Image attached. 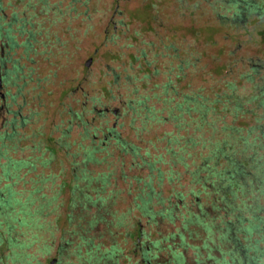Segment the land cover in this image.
Masks as SVG:
<instances>
[{"label":"rangeland","instance_id":"374dc122","mask_svg":"<svg viewBox=\"0 0 264 264\" xmlns=\"http://www.w3.org/2000/svg\"><path fill=\"white\" fill-rule=\"evenodd\" d=\"M229 1L0 0V150H8L0 196L7 200L8 182L19 193L18 203L0 207V264H142L140 230L168 238L186 210L214 232L185 223L184 237L165 241L183 244L184 264H249L238 246L254 240L264 258V228L245 240L233 225L238 217L245 227L256 216L264 222V184L255 179L264 176V13L233 20ZM92 143L99 160L83 164ZM221 146L253 165L246 205L238 194L226 207L213 177L198 197L190 193ZM11 159L22 164L7 177ZM84 169L112 175L99 195L101 183L83 181ZM171 171L179 176L172 181ZM150 181L156 213L179 203L174 223L163 215L151 225L138 210ZM77 185L84 191L73 193ZM84 193L97 203L78 204ZM99 214L104 220L92 227ZM161 257L174 263L168 249Z\"/></svg>","mask_w":264,"mask_h":264},{"label":"trees","instance_id":"16d2710c","mask_svg":"<svg viewBox=\"0 0 264 264\" xmlns=\"http://www.w3.org/2000/svg\"><path fill=\"white\" fill-rule=\"evenodd\" d=\"M229 4L231 6V11H232V19L233 20H244V18L248 15V14H252V13H258L259 11H262L264 13V4H260L258 3L256 0H230ZM223 18H226L225 16H222ZM7 35L6 38H8L9 42H11V46H13V44H15L13 42V36L11 34V30L7 31ZM16 72L20 71V66L17 64L14 66ZM12 72V71H11ZM7 78V77H6ZM192 101L190 100L189 103H191ZM199 104V103H198ZM202 106V108H206V105L204 103L199 104ZM239 110V108H237ZM205 112V111H204ZM204 115V113H203ZM80 116V115H77ZM81 118V117H78ZM114 130L112 129L109 132H113ZM15 134V132H12L11 136H13ZM264 135V132H263ZM115 139L117 145L122 148L125 149L127 144H125L120 137L118 136H111L108 138H113ZM107 138V139H108ZM106 139V140H107ZM2 140H4V138H2ZM105 140V142H106ZM109 140V139H108ZM94 143V142H93ZM90 145L89 147H85L84 149V154H83V164H87L89 161H98V153H100L101 148L99 147L100 145H96L93 144ZM222 145V144H221ZM3 146H4V142H3ZM84 148V147H83ZM82 148V149H83ZM184 149H179V151H182ZM137 154V153H136ZM257 154V152L255 153ZM210 157V161H206L203 162L200 171L197 174H201L204 173L206 174L204 177L199 178L197 181L198 183H200L201 188L198 190L192 189L190 191L191 195L193 197H198L201 189L202 190H207L209 189V185L212 183L211 181V177L215 178L218 182V188H217V194H221V199L222 201H224L225 206L226 207H231V203L229 202V199L232 197H237L239 196L238 194L243 195L244 201L243 204L246 205V203L248 201H251V199H247L248 194H247V189H248V183H247V178L250 176H253L251 174L250 169L253 167L252 163L250 162V159H241L238 158L236 156L235 153H227L224 151V148L221 146L218 149H216L214 152L211 153ZM208 159V158H207ZM251 159H255V158H251ZM11 161H13L11 159ZM15 163V161H14ZM222 163H224L225 167H223V169H219L218 165L221 166ZM10 171H8L7 169V165L5 166V176H11ZM82 176H83V181L88 182V184L93 183V181L95 182H100L101 183V187H97L95 189H93V191L96 192L97 195H99V193L101 191L104 190V188L109 184L110 179H111V174L110 173H101L98 175L97 178L93 177V173H91L90 171L87 170H82ZM159 176L161 177L162 174L160 173ZM255 179H256V183H262L264 184V176L260 177L261 174L255 175ZM179 176L176 175L175 173H173L172 171L170 172L169 175V179L172 181L175 178H178ZM15 178V177H13ZM18 178V175L17 177ZM252 182H255L252 181ZM252 185L254 186V184L252 183ZM149 187L151 189V192L147 193V197H143L141 195L138 196L137 199L140 200V202L137 204V208L138 210L141 212L142 216L147 218L148 223H150L151 225H155L157 224V217L158 216H163V215H167L170 218V221L172 223L175 222V220L177 218H179L177 213V209L176 207L179 206V203H171L169 202V207H167L164 211H159L158 213H156L153 209H152V194H154V188L152 186V182H149ZM7 189H13V184H7L6 186ZM72 192L75 193L76 189L80 190L81 192L84 191V188L78 187V185L74 188V186L72 187ZM262 192L264 193V188L262 190ZM180 193L176 194V198L179 201H183L184 200V196L179 195ZM83 197L78 198V200H80V202L78 204H81L85 207H87V204H95L97 203L96 201L92 200V196L89 195L88 193H84L82 194ZM232 196V197H231ZM101 196H99L98 200L103 201L104 199L101 198ZM75 199V198H74ZM74 199H72L74 201ZM97 200V201H98ZM232 200V199H230ZM75 202V201H74ZM73 204L75 205L76 203ZM215 205V204H214ZM1 206H5V207H9L7 203L4 202V199L0 196V207ZM12 213V212H11ZM10 213V215L8 216H12V214ZM24 213V212H23ZM182 217L184 218L183 220V225L178 228V232L176 234H171L168 238H163V239H156L155 241L153 240L151 234H145L144 230H140L141 231V235L144 237V242H142V247H141V251H140V260L142 264H170V262H172V260H168L165 261L164 259H162L161 255L164 251H166L167 249L171 252V255L173 256V264H184V257H183V253L179 250L182 245H177L176 249H174V245L176 244H171L169 246H167V248L165 247L164 243L165 241H170V240H174L176 239V237L178 235H180L181 237H184L183 234L181 233L182 229H186V227L188 226L185 223H194V222H199L201 224L205 223L206 227L208 229H210V231L213 233L214 229H213V224L211 226V224H208L207 222L204 221V218L201 215H196L195 213L191 212L190 210H186L185 213L180 212ZM102 214H99V216L97 218H93V220L91 221V226L94 227L99 221L104 220V217H102ZM238 222V223H237ZM235 223L234 222V230H236L235 234H238L239 232L244 233V237L245 240H248V238H251L253 235H260L262 232L261 230L264 228V222H261V219H259L257 216L255 217V219H253L252 221L250 220L249 223H247V227L244 226V219L241 217H238V220ZM231 224V223H230ZM238 224V225H237ZM241 224V225H240ZM182 228V229H181ZM230 231L232 230V228H229ZM133 236V234H132ZM225 236V235H222ZM83 238V237H82ZM226 238V236L224 237ZM228 238V235H227ZM232 239V238H229ZM84 242H86L87 240L85 239V237L82 239ZM239 240V239H238ZM0 241H1V235H0ZM237 241V238H236ZM253 245L252 247L249 246L248 247H242L241 245L238 246V252L244 256V258H247L249 264H264V258L261 255V251H260V246H259V242L260 240H254L253 241ZM149 244L148 246L146 244ZM184 243V241H183ZM237 245V244H236ZM16 248H20L22 249L21 245H15ZM92 250V249H91ZM95 250V249H94ZM14 255H17L16 250L13 251ZM252 254H251V253ZM92 253L97 254V251H93ZM117 251L115 249H113L112 251H110L108 254L109 258H114L116 256ZM225 264H237V258L236 257H232L231 261H226L224 260ZM219 263V262H218ZM243 264V262H242Z\"/></svg>","mask_w":264,"mask_h":264},{"label":"flooded vegetation","instance_id":"af4514ba","mask_svg":"<svg viewBox=\"0 0 264 264\" xmlns=\"http://www.w3.org/2000/svg\"><path fill=\"white\" fill-rule=\"evenodd\" d=\"M2 32H3V28H2V26L0 24V37L2 36ZM5 82H6V74L4 73L2 68H0V83H1V85H0V97L3 100L6 97V94L3 93L4 87H5ZM4 151H5V153H8L7 149L0 150V156H1V153L4 152ZM21 164L22 163L19 162V161H15V163H14V161H9L6 165H7L8 171L13 172V170L17 171V169H19V167H21ZM1 167H3V165ZM8 183L10 184V182H8ZM18 196H19V193H17L15 191V189L13 188L12 190L8 189V193H7V196H6L7 200L4 199L5 197H3V196L2 197H3L5 203H7L8 205H11V203L12 204L13 203L14 204L18 203V198H17Z\"/></svg>","mask_w":264,"mask_h":264},{"label":"water","instance_id":"95a60500","mask_svg":"<svg viewBox=\"0 0 264 264\" xmlns=\"http://www.w3.org/2000/svg\"><path fill=\"white\" fill-rule=\"evenodd\" d=\"M90 64H91V61H88L87 62V66H90ZM0 85H1V83H0Z\"/></svg>","mask_w":264,"mask_h":264}]
</instances>
